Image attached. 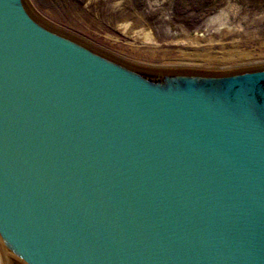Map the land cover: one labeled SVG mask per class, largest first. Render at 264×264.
<instances>
[{
	"label": "water",
	"instance_id": "95a60500",
	"mask_svg": "<svg viewBox=\"0 0 264 264\" xmlns=\"http://www.w3.org/2000/svg\"><path fill=\"white\" fill-rule=\"evenodd\" d=\"M2 264H264V63L129 61L0 0Z\"/></svg>",
	"mask_w": 264,
	"mask_h": 264
},
{
	"label": "rangeland",
	"instance_id": "374dc122",
	"mask_svg": "<svg viewBox=\"0 0 264 264\" xmlns=\"http://www.w3.org/2000/svg\"><path fill=\"white\" fill-rule=\"evenodd\" d=\"M26 1L54 26L135 63L201 69L264 63V0ZM222 7L229 25L205 28L208 15ZM234 51L247 56L204 63L183 55L210 52L221 58Z\"/></svg>",
	"mask_w": 264,
	"mask_h": 264
},
{
	"label": "bare ground",
	"instance_id": "6f19581e",
	"mask_svg": "<svg viewBox=\"0 0 264 264\" xmlns=\"http://www.w3.org/2000/svg\"><path fill=\"white\" fill-rule=\"evenodd\" d=\"M228 10V9H227ZM203 25L206 27H209V26H212L213 29L216 28V29H221L223 27H226L229 25V22H228V14L227 12L225 11V8L222 7L220 8L218 11L214 12V13H211L210 15H208V17L205 19V21L203 22ZM127 28V27H126ZM210 29V27H209ZM213 31V30H212ZM214 39V38H213ZM189 40V39H187ZM209 40H212V39H209ZM190 41V40H189ZM215 41V40H214ZM216 42V41H215ZM214 43V42H213ZM209 44V43H208ZM211 48V47H210ZM209 49V48H208ZM187 52V51H186ZM182 55V54H181ZM183 55H188V56H184V57H189V58H193V57H196L197 60H201L202 62H207V63H210V62H214V61H221V60H226V61H232V60H238V59H241L242 57H246L247 56V53H244V52H241V51H234V53L232 54H227L226 56L224 57H219L217 55H214V54H210V52L208 53H199V54H194V53H184L183 52ZM195 58V59H196ZM193 60V59H192ZM201 62V63H202Z\"/></svg>",
	"mask_w": 264,
	"mask_h": 264
}]
</instances>
